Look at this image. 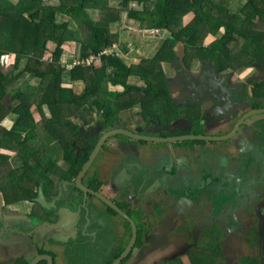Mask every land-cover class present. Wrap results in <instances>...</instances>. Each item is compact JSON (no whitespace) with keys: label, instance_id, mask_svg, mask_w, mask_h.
<instances>
[{"label":"flooded vegetation","instance_id":"flooded-vegetation-1","mask_svg":"<svg viewBox=\"0 0 264 264\" xmlns=\"http://www.w3.org/2000/svg\"><path fill=\"white\" fill-rule=\"evenodd\" d=\"M253 27L258 31L253 40H257L258 43L251 46L255 50L264 49V11L254 16ZM244 50L249 51L247 48ZM177 53L178 51L174 57L163 63L164 78L170 93L166 105L161 107L165 113L158 109L156 115H150L149 121L138 125L126 126L128 117L123 120L120 117V122L111 128H104L101 122L95 123L91 125L95 130L89 133L90 136H95L94 138L81 136L77 137L76 142L68 144L71 145L70 150L73 152L69 157L66 155L65 143L61 142V138H57L56 142L60 141V144L58 143L57 149L51 152L53 155L62 156L61 161H65L59 163L63 168L57 175L49 171L43 178L31 179L27 171L25 176L16 180L14 178L17 174L12 172L23 166L21 161L23 151L8 154L3 174L0 173V223L8 225L12 221H32V217L38 216L45 221H60L62 224L70 220L71 223H75V232L72 235L75 242L68 247L66 256L64 255L66 262L78 264L73 261V257L84 256L81 259L85 261L79 264H98L91 259L99 260L101 263L103 258L113 256L123 246H126L125 251L127 250L133 238L135 222L138 228L137 244L123 264H168L176 263L175 261L185 264V261L193 256L191 252L196 244L184 246L172 255L165 253L164 249L175 235L185 229L192 217H197L202 218L197 226L217 227L216 232L207 235L217 239L213 244H217L221 253L209 252L207 260L210 264H248L252 257L258 261L251 264H259L264 260V165L256 150L257 145H254L251 151L250 146L243 142L240 151H236L242 172L232 174L222 167L220 162L215 164L214 171L211 172L209 168L213 157H210L209 152L198 156L188 153L189 143L196 144L201 141L178 139L179 141L172 143L145 138L183 136L186 131L212 136L225 135L213 131L222 122L240 115V111H236L239 107H242V116L252 110L262 112L248 119L264 118V54L254 55L252 59L246 60L245 64L249 63L248 65L241 63L234 67L227 60L217 63L208 57L191 58L186 50L184 58H180ZM173 61L169 67L166 66ZM250 80L254 83H250ZM149 90L150 92L146 93L152 95L160 88L152 86ZM157 105L145 106L140 103L121 108L120 111L129 108L128 112L129 110L139 112V106L151 110ZM204 108H207L205 112ZM92 122L93 120L90 121ZM116 127L128 129L144 137H134L121 132L110 135L80 180L81 171L90 161L103 135ZM205 143L209 147L216 144L213 141ZM16 147L21 148L20 145ZM173 150L177 152L179 158L171 164L172 158L169 154ZM15 157L19 160L15 161ZM33 167L35 166H29ZM169 167H172L171 173L167 171ZM232 190L237 191L233 194L237 199L235 201L232 199L229 204L241 201L245 207L246 202L242 200L241 195H244L245 199L250 192L255 199L257 198L258 207L263 208L259 209L258 215L255 214L258 223L254 221L251 224L255 242L254 246L248 247L246 262L243 256L244 222H240V215L237 218L234 212L240 207L232 206L229 210H223L227 215L232 213L235 216L232 217L233 221L239 224L234 231V225L227 231L228 217L221 218V215L216 219L217 216H213L216 210L213 215L211 210H206L209 211L208 214L204 210L202 217L197 210H189V205L185 203L191 204L190 199L211 201L213 196L215 205V194L228 193ZM17 196L25 199V205L16 203ZM104 198L109 199L129 218L107 204ZM85 200L87 203H84ZM30 203L31 206L26 208ZM24 208L30 211L28 216L17 215L18 210ZM167 225L173 228L170 237L164 235ZM157 228L160 230L157 231ZM239 236H242V240H236ZM193 239L192 243H195V236ZM140 244L142 245L139 246ZM231 244L237 248L236 253L225 252ZM35 246L40 249L39 247L43 245L35 239ZM2 252L0 264H25L20 259L5 260L6 252L4 250ZM59 253L56 249L48 254L52 258V264H57ZM38 262L34 264H47L46 261Z\"/></svg>","mask_w":264,"mask_h":264},{"label":"trees","instance_id":"trees-1","mask_svg":"<svg viewBox=\"0 0 264 264\" xmlns=\"http://www.w3.org/2000/svg\"><path fill=\"white\" fill-rule=\"evenodd\" d=\"M130 1L118 0L119 9L111 0H61L59 4L44 0H0V56L6 52L13 54L11 72L17 71L14 78L29 74L30 81L37 79L40 82L39 87L35 86L37 101L33 100L34 96L17 90L13 95L15 105L10 109L5 102L10 73L0 68V120L6 116L12 120L9 128L0 129L1 175L8 154L16 151L33 154L35 145L30 144L31 138L40 136L41 142L47 145L46 136L60 138L52 127L65 131L64 137L76 142L77 137H95L80 130L81 125L85 124L87 128L92 120L89 125L101 122L104 128H111L120 122V118L115 116L121 108L140 105L138 103L145 106L166 103L170 93L163 63L175 56L179 45L185 47L191 58L208 57L217 63L226 61L224 58L230 57L234 48H238L235 52L246 49L245 37H254L258 33L253 27L254 16L264 11V0H240V6L236 8L230 6L233 0H135L136 6ZM122 10L127 11L128 18L138 21L140 26L165 28L171 32L169 38L161 39L162 46L151 57L150 63L130 66L116 52L106 50L120 42V34L114 32L112 26L122 27ZM65 14L68 17L59 20V16ZM100 23L106 25V32L100 29ZM71 32L78 33L72 38L78 37L77 42L82 43L79 53L76 43L67 41ZM69 43L73 46L68 47ZM257 43V40H251L247 49L256 52L257 49L251 45ZM67 53L72 54V59H68L73 62L72 67L64 58ZM23 58L27 60L21 68ZM161 67L163 72L159 70ZM133 74L140 75L148 84H132L130 76ZM76 83L83 85L81 92L73 86ZM111 85L124 88L113 89ZM152 86L160 90L149 95L146 91L150 92ZM110 95L116 100H112ZM131 95L134 96L133 103L127 105L122 99L126 96L132 98ZM45 105L49 110L44 109ZM87 110H93L94 115ZM45 111L51 113L50 118ZM40 125L42 127L39 128ZM18 127L28 132L35 130L36 133H32L31 138L19 139L16 136ZM69 143H65L68 157L73 153ZM39 176L43 178L45 175ZM125 248L123 246L113 256L103 258L101 263L91 260L98 264H113ZM207 250L206 254L211 251L221 253L220 248L213 245ZM197 256L201 257L200 260ZM197 256L189 257L191 264H210L209 256L204 253ZM81 258L84 256H74L73 261L77 259L78 264L84 262L85 259ZM175 262L168 264H182Z\"/></svg>","mask_w":264,"mask_h":264},{"label":"rangeland","instance_id":"rangeland-1","mask_svg":"<svg viewBox=\"0 0 264 264\" xmlns=\"http://www.w3.org/2000/svg\"><path fill=\"white\" fill-rule=\"evenodd\" d=\"M13 1H17V0H13ZM46 1V3H50V4H59L61 0H44ZM112 4H115V7H118L119 9L121 8V5L118 3V0H111ZM131 5L136 6L137 3L135 0H131L130 1ZM240 2L236 3V6L239 5ZM264 5V2H263ZM122 27L121 26H112V29L114 30V32H117L118 34H120V42L116 43L114 46L112 47H108L106 48V50L110 53L116 52L118 54V56L122 57L130 66L136 65L137 66H141L142 63H150V59L152 56H154L159 49L161 48V39H163L162 37L158 36V37H153L148 35V33L152 30H158V29H148L146 27L140 26V23L136 20H132L128 18V12L125 10H122ZM68 17V15H64L63 18L59 17V20H64ZM110 25V24H109ZM85 28H82V30H84ZM100 29L103 32H106V25L104 23H100ZM223 30V28L221 29ZM147 33V34H146ZM73 35H77L78 33H70V39L67 41L70 42H74L77 45V49H78V53L81 49V45L82 43L77 42V38L73 39ZM82 35L83 32H82ZM253 40V37H245L244 39V48H247L250 43V41ZM74 45V46H76ZM163 46L165 47V45L163 44ZM181 45L178 46L177 50H178V55L180 58H184L185 56V47H180ZM238 48H234L230 57H226L224 58V60H227L231 63L232 66L236 67L239 66V64L244 63L246 60H250L254 57V55L259 56L262 52H264V49L261 48L259 50H257L256 52H250V51H236ZM79 55V54H78ZM71 56H64V58L67 60V64L72 67L73 66V62H71L70 60H68V58ZM72 59V57H71ZM25 61V60H24ZM223 62V61H220ZM167 62H165L166 64ZM174 63L173 62H169L166 64V66H170L169 64ZM159 70H161L163 72V67H161ZM30 77V76H29ZM149 78V77H148ZM67 83H69L68 79H66ZM130 81L132 82V84L135 85H144V84H148L146 82V80L144 78H142L140 75H131L130 76ZM34 91H36V87H39V80L35 79L34 81ZM250 83H254L253 80H250ZM36 86V87H35ZM76 89L77 92H81L83 85L81 83H76L73 85ZM111 87L113 89H119V88H124L123 86L119 85V86H112ZM38 90V89H37ZM133 92H137V89H133ZM34 93V92H32ZM37 93V92H35ZM34 93V95H35ZM33 95V96H34ZM132 96V95H131ZM34 96V101H37L38 98ZM110 98L112 100H116V98L112 95H110ZM127 105H129L130 103H133L134 100V96H132V98L130 96H126L124 99H122ZM140 104V103H138ZM152 105V104H151ZM166 105L165 103H160L158 104L154 109H148V108H144L142 106L138 107L139 112H136L135 110H129L128 109L126 111H120L115 118L119 119L121 117V119H125L126 117L127 120L125 122L126 126H131V125H138V124H142L145 121H149L150 120V115H156L158 109H160L161 113H165V110H163L161 107ZM45 110H49V107L47 105L44 106ZM46 112V111H45ZM87 113H90L91 115H94L93 111H86ZM46 115L49 117V115H51V113L49 114L48 112H46ZM46 116V117H47ZM82 117L84 116L83 114L81 115ZM82 126V125H81ZM42 127V125L39 126V128ZM81 132L83 133H91L92 131L95 130V128L93 129L92 126H88L87 128L84 126L80 127ZM52 129L54 130V132H56L60 138L62 139L63 143H72L74 139L71 138H65L64 136L66 135L65 131L59 130L57 127H52ZM30 133V132H27ZM32 133H36L35 130L31 131ZM22 133H20L19 135H21ZM114 137H112V139L114 140ZM59 138V137H57ZM57 138H53V137H48L46 136V143H49V141H51V144L56 142ZM59 141V140H58ZM60 144V141L58 142ZM261 145L264 146V137H262L261 139ZM32 145H35V147L32 149L33 154H30L29 152H22V158L21 161L23 162V166L17 168L16 170H14V172L17 174V176H15L14 179L19 180L20 177H23L27 174H29V177L31 179H33L34 177L40 178L39 175H47V173L49 171H52L54 173V175H57L58 173H60L62 171L63 166H60L59 163L65 162V161H61L62 160V156L59 155H53L52 152L50 151V145H46L43 144L40 141H37L35 143L34 139H32ZM44 148V150H43ZM41 151V152H40ZM34 153H36V155H34ZM233 153V152H232ZM237 152L235 151L236 154ZM12 155V154H11ZM19 160L18 157H15L14 160L16 161ZM29 166H35L33 168H29ZM28 169V170H27ZM108 184V181L106 183V185ZM236 195H234L232 198H230L231 196L229 195V193L226 194H220L219 196H215V202L216 204L214 205V207L216 208L215 214L213 215L211 210V215L213 216H217L215 217L216 219L219 218L221 215L222 217L224 216H228L226 214V211L223 212V210H225V207L227 206V204H229L232 199L235 198ZM245 200L246 202V206L241 209V211H239L240 215V222H244V248H243V256L244 258L248 255L246 253H248V247H252L254 246V242H255V237L253 236V232L251 229V224L252 222H256L258 223V220L256 219L255 214H259L260 212H256V210H252V209H248L250 206H252L253 204L256 203L257 198L255 199L253 194L248 192V194L245 196V199H243V201ZM15 201L18 205H25V199L21 198L20 196L15 197ZM262 202H263V198H262ZM31 206V203L26 205V208H29ZM256 208V207H255ZM228 210V209H227ZM236 212V211H234ZM206 213L208 214L209 211H206ZM230 215V214H229ZM221 217V218H222ZM242 240V236H239L236 240ZM213 241L216 242L217 239H211L210 240V246H214L215 248H217V244H213ZM200 244V243H198ZM55 249H57V247H55ZM61 249V255L59 254L58 260H57V264H66V258L64 257L65 255V249L60 247ZM238 250H240L238 248ZM205 251V249H204ZM226 251H228V249H226ZM204 255L208 256V254L204 253ZM250 256H252V254H249ZM194 256V255H193ZM200 256H197V259L200 260ZM258 261V259H254L253 257L250 259V261L248 262V264H251L252 262H256ZM74 262H77V259L74 260ZM244 262H246V258L244 260ZM68 264V263H67ZM185 264H189V260L185 261ZM259 264H264V260L260 261Z\"/></svg>","mask_w":264,"mask_h":264},{"label":"crops","instance_id":"crops-1","mask_svg":"<svg viewBox=\"0 0 264 264\" xmlns=\"http://www.w3.org/2000/svg\"><path fill=\"white\" fill-rule=\"evenodd\" d=\"M240 2V0H233L231 3V8H236L239 5L236 6V3ZM241 3V2H240ZM60 18H63V15L59 16ZM73 44L69 43L68 47H72ZM72 56V54L67 53L65 56ZM68 59H71V57H69ZM24 60H27L26 58H23L21 63V68L24 66ZM0 68L3 69L6 73L9 72L10 73V79L7 82V94L5 96V102L6 104L9 105L10 109H12V107L15 105V101L13 100V95H15L17 90H21L22 92H25L27 94H30V96H33L34 93L36 91H34V79L32 81H30V77L28 76L29 74H21L18 75L17 78H14L15 74L17 73V71H12L13 68V58H12V63L8 64V65H1L0 64ZM34 92V93H32ZM36 94V93H35ZM35 96V95H34ZM242 108V107H241ZM207 108H204V112ZM240 115L236 116V118H231V123L230 125H220L218 126L213 132L215 133H222L225 134L226 132L230 131L232 126L234 125L235 121L238 120L242 115V110H240L239 112ZM186 122V120H185ZM253 123V124H252ZM252 124V125H251ZM12 125V120L9 116H6L5 118L0 120V129H4V128H9ZM244 130L247 134L246 137H244ZM27 130L21 129V127H18V130H16V136L19 139H23L24 137H30L33 135L30 133H27ZM20 133H22L21 135H19ZM189 133H193L194 132H190V131H186V134ZM199 133V132H198ZM240 135L243 137L242 141L244 142V144H248L249 146L252 145H256L260 139L262 138V136H264V118L263 117H258V118H254V119H248L246 121V125L243 126L242 131L240 132ZM32 139H34L35 143L37 141H42L43 139L40 136H36L34 138H31L30 140V144H32ZM50 144V148L52 151L53 149H57V146H59V144L57 142H54L51 144V141H49ZM204 144L206 145V141H203ZM241 142V141H240ZM260 143V142H259ZM47 145V144H46ZM216 145L213 144L211 147H209V145H207L206 147L210 150V157L212 158V162L210 161V168L209 170L211 172L214 171V166L217 163H221L222 167H225L226 170L232 174H238L239 172H242L241 168H240V162L238 161V152L237 154H233L232 152H230L228 149H223V148H219L218 151L216 153L211 152V149H213ZM239 148H242L241 143H239L238 145ZM59 150V149H58ZM7 151L3 150V153L6 154ZM8 154V152H7ZM14 154V153H11ZM10 154V155H11ZM202 154H207L205 152H202ZM217 181L219 180V177L217 176ZM242 196V200L244 199V195ZM190 202H185L187 203L186 205H189L188 208L191 211H195L197 210L198 212H200V215L202 217H204V210H212L215 211L216 208L213 205V196L211 198V201H200L199 199L196 200H189ZM240 203L237 204H233L231 206H229L230 204H227V207L225 209H230L232 206H238L240 207V209H238L235 212V216L238 218L239 217V211H241V209L243 208L244 204L239 201ZM76 204V203H75ZM193 204V205H192ZM206 204L208 205L206 207ZM229 206V207H228ZM202 211V212H201ZM30 211L28 209H20L18 210V214L17 215H21V216H28V213ZM213 213V212H212ZM232 213H230V215L228 216H224V217H228V227H226L227 231H230V228L232 229V226L234 225L235 227L234 229H237L239 224L238 222H234L232 217H235ZM209 217V216H208ZM223 218V217H222ZM227 220V221H228ZM239 220V219H238ZM29 221V220H28ZM26 221H12L10 222L8 225H4L2 223H0V257L2 256L3 252L2 250H4L6 252V256L7 258L5 260H14V259H20L23 260V263L25 264H31L36 258L37 255L36 253L38 252L39 255L44 256V255H48L50 254V252L55 251V246L51 245L50 241H48L49 239H51L52 237L57 236L58 234H56L55 232L51 231L52 229H50L49 227H47L46 225H42L48 221H45L43 218L41 217H37L34 218L32 217V221L34 223V225H42L36 228L37 231V235H34V237H32L31 233L33 232V230H31V226H30V222ZM202 218H197V217H192L191 221L189 224H187L185 226V229H183L178 235H175L170 242L168 243V246L164 249V252L167 254H174L175 252H178L180 249H182L184 246L187 245H192V244H196V247L193 248V252H191L192 255L197 256L199 254L202 253H206L207 247H211L210 245V241L211 239H213V237H208V233L212 232H216V228H211V225L208 226H197L199 223H201ZM19 222H24L23 224L25 225V230H24V235L18 234L17 232H14L16 229V223ZM50 222V221H49ZM221 225V224H219ZM227 225V222H226ZM64 227L66 228V232L65 235L67 239L64 238V240H72L71 245L73 244V242H75L74 239H72V235L74 232V228H75V224L71 223V221H67L64 225ZM12 229V230H11ZM50 229V230H49ZM160 230L159 228H157V231ZM173 230V228H169V226L167 225V231L165 229L164 235L167 237H170L173 232H171ZM176 232V231H175ZM194 232H197L196 234H194ZM195 236L196 238V242H193V237ZM212 236V235H211ZM35 239L38 240L40 245L39 248L37 249L35 246ZM235 240V238H232ZM200 243V244H198ZM60 247H67L65 249V256L66 253L68 251V247L69 246H64V245H57V251H59L60 255H61V249ZM205 249V251H204ZM228 249V251L225 250V252L229 253V252H237V248L234 247L232 244L230 247L226 248ZM50 256V255H48ZM45 262V261H44Z\"/></svg>","mask_w":264,"mask_h":264},{"label":"water","instance_id":"water-1","mask_svg":"<svg viewBox=\"0 0 264 264\" xmlns=\"http://www.w3.org/2000/svg\"><path fill=\"white\" fill-rule=\"evenodd\" d=\"M148 35L153 36V37L160 36L162 38H169L171 36V32L169 30L165 29V28H161V29H158V30L150 31L148 33ZM238 110L239 111L242 110L241 107L236 109V111H238ZM260 113H262V112H259V111L256 112V110H252L250 112L245 113L244 116H241L238 120L235 121V123L232 126L231 130L229 132L225 133V135H214V136H212V135H205L203 133H200V134L194 133V134H185L183 136L167 137V138H164V139H159L158 137H145V138H153L154 140H157V141H159V140L170 141L172 143H174L175 141H179V140L180 141H182V140H186V141H201L200 143H196V144L193 143V142L189 143L188 149L190 151H188V153L191 154L192 156H194V154H196V156H198L202 152H209L210 151L206 147L208 144L205 145L203 141L216 142V144H215L216 146L213 149H211V152H213V153H216L219 148L228 149V150H230V152L235 153V151H240V148L238 147L239 143H241V145L243 144V141H242L243 137L240 135V132L242 131L243 126L246 125V121L248 120L249 117H252V116L260 114ZM232 120L229 119L226 122H222L220 125H224V124L230 125ZM120 132L121 133H129V134L133 135L134 137L140 136V135H138L136 133H132L128 129L121 128V127H116V128H114L112 130L107 131L106 134L103 135V137H102L97 149L94 151L90 161L85 165V167L81 171V173L79 175L80 180L86 174V172L89 170V168L91 166V163L96 158L100 148L102 147V145L104 144L106 139L110 135L115 134V133H120ZM246 136H247V134H246V132L244 130V137H246ZM140 137H144V136H140ZM259 142H261V141H259ZM259 142L256 144L257 145L256 150L259 153L260 160L263 162V165H264V146H262L261 143H259ZM253 148H254V145L251 144L250 145V150L252 151ZM186 149H187V146H186ZM244 151H245V149H244ZM169 156H170V158H172L171 159V164H174V160H178V158H179V155L174 150L172 152H170ZM263 169H264V166H263ZM167 171H168V173H171L172 167H169V170H167ZM232 191L228 192L229 195L231 196L230 198L233 197L234 193H237L236 190H232ZM223 194H226V193H223ZM219 195L220 194H218V193L215 194V196H219ZM236 199L237 198L235 196L233 201H235ZM104 200H105V202L107 204L113 206L119 213H121L124 216H126L127 218H129V216L124 211L119 209L109 199L104 198ZM84 203H87V200H85ZM258 206H259V204L256 201V203L253 204L252 206H250L248 209L256 210V212H259L260 208L263 210L264 206H263V208L262 207H258ZM28 222H30L31 230H33V232L31 233L32 237H34V235L38 234L37 231H36L37 227L42 226V225H46L47 227L52 229L51 231H53L56 234H58L57 236L52 237L51 239L48 240V241H50L51 245H53L55 247H57V245L71 246L72 240L71 241H70V239L69 240H64V238L67 239L66 238L67 235H65L66 228L64 227L65 224H62L60 221H50V222L48 221V222H46V223H44L42 225H38V226L34 225V223L32 221H30V220ZM23 223L24 222L16 223V229H13V230H15L14 232H17L18 234L24 235V230L26 228H25V225ZM75 236L76 235H74V237ZM137 239H138V228L136 226V223L133 222V238H132V241H131L129 247L127 248V250L123 253V255L114 264H123V262L130 256V254L132 253L134 247L136 246ZM63 248L66 249L67 247H63ZM36 255H37V258L31 264H34L36 261H39V262L40 261H46L47 264H52L51 256H48V255L41 256V255H39L38 252L36 253Z\"/></svg>","mask_w":264,"mask_h":264},{"label":"built area","instance_id":"built-area-1","mask_svg":"<svg viewBox=\"0 0 264 264\" xmlns=\"http://www.w3.org/2000/svg\"><path fill=\"white\" fill-rule=\"evenodd\" d=\"M13 57V54L10 53V52H6V53H3L1 54L0 56V62L3 64V65H8L10 64V61H11V58Z\"/></svg>","mask_w":264,"mask_h":264}]
</instances>
